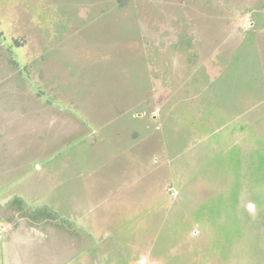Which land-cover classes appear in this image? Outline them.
Returning a JSON list of instances; mask_svg holds the SVG:
<instances>
[{
	"label": "rangeland",
	"instance_id": "1",
	"mask_svg": "<svg viewBox=\"0 0 264 264\" xmlns=\"http://www.w3.org/2000/svg\"><path fill=\"white\" fill-rule=\"evenodd\" d=\"M253 6L263 9L264 0H0V52L18 58L9 69L0 60V264H139L143 257L146 264H264V107L240 119L249 130L226 131L221 141L195 142L202 133L191 114L162 126L152 119L159 113L153 87L159 116L170 103L176 46L167 40L196 18L216 19L229 34L237 21L247 29ZM259 15L247 34L264 45ZM252 36L197 71L214 103L264 96ZM110 51L115 59L104 58ZM79 116L107 118L94 132ZM248 150L253 167L236 168ZM45 178L60 179L58 192L42 188ZM116 188L126 207L123 240L77 235L71 202L90 193L98 203ZM108 213L105 203L91 214Z\"/></svg>",
	"mask_w": 264,
	"mask_h": 264
},
{
	"label": "crops",
	"instance_id": "2",
	"mask_svg": "<svg viewBox=\"0 0 264 264\" xmlns=\"http://www.w3.org/2000/svg\"><path fill=\"white\" fill-rule=\"evenodd\" d=\"M254 12H256L257 16L262 18V15H259L261 12L264 11L263 9L256 10L253 6ZM252 9H247V13L252 11V20L250 21V24L247 29H241L239 27L238 21L236 25L232 26L231 35L227 32V28H225L224 25L220 21H217L216 19L211 18L213 21L212 23L204 24L201 23V19L192 20L190 19V22H193L192 25L187 29L184 30V33L179 34L174 40L169 38L168 44H172L173 46H176V51L174 52V55L169 53V63H168V89L167 93H169V100L170 103L168 105V110L165 117L159 116L161 119H155L154 115H152L153 121H159L161 122V126L163 122L168 119L169 117L173 116L176 118V120L181 119L182 116H186L187 112V99L192 100H199L208 110L211 109L212 112L217 111L220 113L221 116L226 118H218L217 120L211 121L215 122L218 121L219 123L226 122L229 119L231 120L233 117L235 118H242L245 114H248L250 111L255 110L257 107H264V96L259 97V99H251V94L242 95L241 97V104L232 106H220L218 103H214V99L209 97L206 92L208 90L205 89V86L203 84L204 78L197 75V71L200 68H203V64L207 63L209 60L212 59V56L217 51H223L226 54H230L231 50H234L238 46L241 45V43L247 39V37H251L253 34L249 35L247 34L249 30V27L255 25V17L254 12ZM245 11V10H244ZM215 17H217L215 15ZM214 18V17H213ZM218 19V18H217ZM243 20V18H242ZM249 20V18H248ZM254 20V21H253ZM174 22H178V24H181V20H174ZM223 22V20H222ZM241 22V20H240ZM242 23V22H241ZM187 26V25H186ZM197 26V27H196ZM194 27L199 29V34L197 32L195 33ZM234 29V31H233ZM253 29V27L251 28ZM261 31V30H260ZM262 34V31L260 32ZM240 35V36H239ZM255 37H257L256 34H254ZM252 36V39L250 40L252 42V47L257 51L255 53L259 56L260 60V66L262 67L263 71V83L262 88L264 89V45L259 42L257 38ZM173 40V41H172ZM148 50H144V52L141 54L145 55ZM149 53V52H148ZM80 54V53H79ZM78 54V55H79ZM93 54V53H92ZM104 55V58L109 57L110 59H115V53L110 51L108 53H102ZM114 55V56H113ZM148 54H146V58ZM0 60L5 61L3 67L6 69H9L14 62H16L17 54L11 53V52H0ZM140 57V58H141ZM45 58V57H44ZM138 58V59H140ZM40 59V58H37ZM78 59V58H77ZM124 60H127L126 57H123ZM8 61V62H7ZM152 96L155 98V103L158 107V109L161 108V104L159 101V96L157 95V90L152 88ZM263 98V99H262ZM261 101V102H258ZM154 102V100H153ZM173 102L175 104L173 105ZM238 102V101H237ZM258 102V103H257ZM243 107L242 110L239 112V114H234L233 110L236 108ZM214 110V111H213ZM250 110V111H249ZM122 117H123V109H121ZM139 113H143V115H139ZM138 116L142 117L144 116V112H139ZM161 113V111H160ZM160 115V114H159ZM80 118V119H79ZM79 120L86 122L87 124L94 126V132L99 129L98 126L100 124L104 123L105 118L104 116H94V117H81L79 116ZM77 121V123H80V121ZM229 120V121H230ZM64 122V121H63ZM61 123L62 131H65V123ZM76 123V122H75ZM76 123V124H77ZM63 125V126H62ZM159 125V126H160ZM80 128H78L79 131ZM93 132V133H94ZM132 150L130 151V153ZM157 159V158H156ZM38 165V164H37ZM153 171V170H152ZM61 178V177H60ZM49 183V184H48ZM61 185L60 179L56 181L55 185H51L48 180L44 181V184L42 185V188L44 186L49 187L50 193L52 191L58 192V187ZM54 188V190H52ZM45 189V188H43ZM46 194L49 192L45 190ZM49 193V195H50ZM156 199V197H154ZM17 200L21 201L20 198H16ZM14 199L12 202H15ZM107 203V207L109 208L110 214L107 215H101L98 219H93L92 216V210H95L97 205H104ZM71 208L73 211V214H75V219H68L72 220L73 222L77 223V235H92L95 236L96 239L103 244V238H100L101 236H108V235H115L120 240H123V212L126 207L123 208V188H116L109 194L102 197V199L98 203H94L91 199V194H82L77 200H74L71 202ZM73 208L76 209V212H74ZM67 220V218H66ZM87 221V222H86ZM99 224H98V223ZM74 224V223H73ZM158 235V233H157ZM156 235V236H157ZM96 239H94L96 241ZM115 242H118L116 240ZM106 246L110 248L109 250V258L111 255H113V249L110 245V243H107ZM93 246L88 245L86 250L93 249ZM101 249H104L102 245H100ZM91 251V250H90ZM115 256V255H113ZM89 259V256H87ZM89 261L81 262V264H87Z\"/></svg>",
	"mask_w": 264,
	"mask_h": 264
},
{
	"label": "flooded vegetation",
	"instance_id": "3",
	"mask_svg": "<svg viewBox=\"0 0 264 264\" xmlns=\"http://www.w3.org/2000/svg\"><path fill=\"white\" fill-rule=\"evenodd\" d=\"M186 103H187V109H186L187 116L191 114V117H192V126H193L192 129L197 128L194 130L201 131L202 133L197 138H194L195 142L205 140L207 138L221 141V139H224V137L228 138L229 133L228 134L225 133L226 131H230V130L232 131V130H237V129L240 130V128H244L241 130H245V129L249 130L250 128V125H241L239 117L238 118L233 117L231 120L229 119L230 121L228 120L222 123H219L218 121L211 122V121L217 120L218 118H226V117L221 116L220 113L217 111L213 110L214 112H212L211 109L208 110L201 102H199V100L187 99ZM159 114H160V109H159V113L154 115V118L161 119L159 117ZM139 115H143V113H139ZM248 137H249L248 139L250 140L251 139L250 136ZM233 145L234 144H231L232 148H234ZM254 152H255L254 150H248L247 152L242 153L244 155L240 154L239 157L234 160V162L236 163V168L237 166L239 167V163L241 161L244 164L243 166L250 170V167H253V166H249V164H246V163L247 162L251 163V165L254 164L255 156H256ZM244 156H248V157H244ZM203 168L204 167L199 169L200 173L203 171ZM207 171L211 172L212 169L208 167ZM195 172L191 174L190 178L196 179L199 176L198 174H195ZM171 191L174 194L176 193V189L174 187H171ZM200 197L201 196L199 195V198ZM246 204L247 202H245V205ZM249 205L253 207L252 203H250ZM197 233L198 231H196L194 234H197ZM146 261L147 259L143 257L142 259L139 260V264H146ZM162 262L164 263V261Z\"/></svg>",
	"mask_w": 264,
	"mask_h": 264
},
{
	"label": "trees",
	"instance_id": "4",
	"mask_svg": "<svg viewBox=\"0 0 264 264\" xmlns=\"http://www.w3.org/2000/svg\"><path fill=\"white\" fill-rule=\"evenodd\" d=\"M209 1L212 2L213 0H209ZM125 3L128 4L129 0H123V4H125ZM143 40H144L143 37L142 38L140 37V40H138V43L142 44ZM15 202H18V200L16 199Z\"/></svg>",
	"mask_w": 264,
	"mask_h": 264
}]
</instances>
